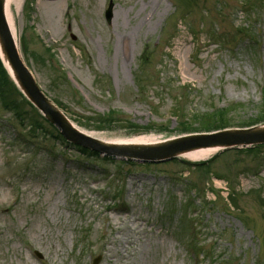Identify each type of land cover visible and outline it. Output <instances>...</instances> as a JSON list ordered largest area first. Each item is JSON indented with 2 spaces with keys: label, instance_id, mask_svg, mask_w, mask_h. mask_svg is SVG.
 <instances>
[{
  "label": "rangeland",
  "instance_id": "rangeland-1",
  "mask_svg": "<svg viewBox=\"0 0 264 264\" xmlns=\"http://www.w3.org/2000/svg\"><path fill=\"white\" fill-rule=\"evenodd\" d=\"M244 1L18 0L9 19L23 62L74 126L148 145L191 133L216 109H228L231 126L260 119L264 0H252L254 18ZM111 111L113 125L93 127ZM14 121L0 104V264H264L262 155L220 152L208 172L186 168V157L133 167L83 158ZM189 218L197 263L186 251Z\"/></svg>",
  "mask_w": 264,
  "mask_h": 264
},
{
  "label": "water",
  "instance_id": "water-1",
  "mask_svg": "<svg viewBox=\"0 0 264 264\" xmlns=\"http://www.w3.org/2000/svg\"><path fill=\"white\" fill-rule=\"evenodd\" d=\"M5 0H0V48L14 79L26 97L54 124L61 134L73 143L100 153L112 156L129 157L145 162H163L176 157L179 153L201 148L231 149L264 145V127L225 130L211 134L188 135L167 141L154 147L150 146H110L89 138L76 131L62 114L43 96L31 73L21 61L14 39L5 18ZM111 8L105 13L107 22L111 18ZM98 263V260L95 264Z\"/></svg>",
  "mask_w": 264,
  "mask_h": 264
},
{
  "label": "trees",
  "instance_id": "trees-1",
  "mask_svg": "<svg viewBox=\"0 0 264 264\" xmlns=\"http://www.w3.org/2000/svg\"><path fill=\"white\" fill-rule=\"evenodd\" d=\"M0 101L4 105L5 109L10 110L11 112H14L17 117H21L24 114L23 106H29L28 103L22 98V96L19 94V92L16 90L14 85L9 81L5 71L3 70L1 64H0ZM55 102V101H54ZM56 103V102H55ZM263 107L261 108L262 114L260 119L257 121V123H264V103ZM23 109V110H22ZM228 109L223 110H217L214 111L211 114H205L203 115L199 120V126L195 127L193 130H189L190 132H199V131H211V130H218L223 129L226 127H231L230 122L227 119V112ZM114 114L110 112L107 117H99L97 120L92 123L95 127L96 125H104L109 124L113 125L115 122L111 121V117H113ZM116 121V120H115ZM35 121H31L30 125H33ZM233 126V125H232ZM41 127V126H38ZM97 130H100L96 128ZM128 129L129 131L136 133V132H148L153 131L152 129H144L140 128L138 126H135L133 124L128 123ZM188 130V129H184ZM244 153L254 155L255 152H258V149H252V150H243ZM239 153V152H238ZM243 153V152H242Z\"/></svg>",
  "mask_w": 264,
  "mask_h": 264
},
{
  "label": "bare ground",
  "instance_id": "bare-ground-1",
  "mask_svg": "<svg viewBox=\"0 0 264 264\" xmlns=\"http://www.w3.org/2000/svg\"><path fill=\"white\" fill-rule=\"evenodd\" d=\"M17 1L18 0H6L5 1V11H6V18H7V22L10 26V19H9V15H10V5L11 4H14L16 5L17 4ZM45 6H48L50 8H53V9H58L60 8V4L57 3V4H54V3H45L44 4ZM128 38L127 36H123L121 37V40H120V45H121V48L126 50V47L128 46ZM0 55H1V52H0ZM123 56L125 57V54H123ZM2 57V55H1ZM3 59V57H2ZM87 135L91 136L90 134L86 133ZM100 141L102 142H106L105 140L99 138ZM145 141L144 140H132V141H129V143H144ZM215 152L214 149H201V150H195V151H192V152H186L184 154V157L190 159L191 161H197V160H202L204 158H207L208 156H211L213 153Z\"/></svg>",
  "mask_w": 264,
  "mask_h": 264
}]
</instances>
